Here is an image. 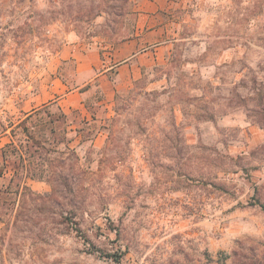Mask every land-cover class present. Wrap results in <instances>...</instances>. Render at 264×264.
Here are the masks:
<instances>
[{"label": "rangeland", "instance_id": "rangeland-1", "mask_svg": "<svg viewBox=\"0 0 264 264\" xmlns=\"http://www.w3.org/2000/svg\"><path fill=\"white\" fill-rule=\"evenodd\" d=\"M136 1L0 0V132L14 126L9 164L24 149L34 177L15 227L0 217V264H264V0H187L162 64L109 106L95 90L60 141L32 117L43 143L26 154L17 108L70 39L129 38ZM56 175L69 190L47 203Z\"/></svg>", "mask_w": 264, "mask_h": 264}, {"label": "crops", "instance_id": "crops-1", "mask_svg": "<svg viewBox=\"0 0 264 264\" xmlns=\"http://www.w3.org/2000/svg\"><path fill=\"white\" fill-rule=\"evenodd\" d=\"M186 1L137 0L134 4L136 18L132 35L105 47L102 53L93 47L81 49L73 38L70 39L71 43H67L50 63L52 75L49 76L48 83L27 102L28 107L17 108L21 117L15 125L20 126L23 120L35 117L36 111L49 105L59 106L57 108L66 116L77 110H84L85 117L90 109L88 102L92 99L95 90L99 91L101 103L109 106L116 94L131 90L134 83L155 66L162 64L166 54H170L178 28L173 12L184 9ZM55 63L56 65L51 68ZM68 64L72 65V70L61 68ZM58 69H61V72H58ZM56 73H59V77ZM70 75L72 81L66 80ZM0 111L3 112V109ZM86 120H90L89 115ZM13 127L0 132V170L2 171L0 182L6 179L7 184L18 171L19 165L22 169L24 166L25 171L28 162L22 149L23 151L19 150L14 156L17 162L11 160L13 166L9 164L10 157L6 155V149L19 147L10 134ZM23 134L25 135L24 132ZM25 143L27 148L30 144L27 137ZM25 181L33 182L30 178H25ZM1 184L0 188L4 187Z\"/></svg>", "mask_w": 264, "mask_h": 264}, {"label": "trees", "instance_id": "trees-1", "mask_svg": "<svg viewBox=\"0 0 264 264\" xmlns=\"http://www.w3.org/2000/svg\"><path fill=\"white\" fill-rule=\"evenodd\" d=\"M118 12L116 13L117 18H122V12L121 8L117 9ZM116 32V31H115ZM117 34L119 31L116 32ZM115 33V34H116ZM125 40V39H124ZM48 107H43L40 110L36 111L34 114L35 117H38L41 112L46 114V117L48 118V123L51 125L49 128L50 136L57 141H60L61 138L59 136L64 135V131L66 130V119L67 116L64 113H51L50 111L47 110ZM30 117L26 118L20 123V126L23 129V132L25 133L26 137L30 140V145L32 144L35 149H38L42 145V141L37 140L35 136L29 131L28 127L26 126L27 120ZM60 123L58 126L57 124ZM54 125V126H53ZM63 127V129H62ZM58 129V131H57ZM62 129V130H61ZM26 151L28 153V157L34 158V155L36 154V151H30V147L27 145ZM2 153H4L2 151ZM31 161V160H29ZM48 160H46L47 162ZM50 162V161H49ZM51 164V163H49ZM63 163H60V166H62ZM24 173H25V178H30L33 179V175L29 173V171L26 169L25 171H22L20 173V179L23 176L24 179ZM2 174V171L0 170V176ZM18 177L17 172L14 173V175L11 177L8 185L6 187L0 188V217H2V223H4V227L1 229L3 234L7 233L11 228L15 227L16 224V218L19 217L24 211H23V203L25 199H29L30 197L34 196V192H32L27 186L24 185V181H18L15 182L16 178ZM67 177V175L65 176ZM61 175H56L54 179H51V177H48L47 181L49 185L51 186V193L43 196V200L45 202L52 203L54 202L53 196L52 195H60L62 196V199L66 197V194L59 191L57 189V184H61L65 189L69 190L68 185L66 184L67 178ZM56 195V196H58ZM38 198H41L39 196ZM46 205V204H44ZM264 210V207H261ZM14 216V219L12 220ZM4 220V222H3ZM1 221V220H0ZM1 238V237H0Z\"/></svg>", "mask_w": 264, "mask_h": 264}]
</instances>
